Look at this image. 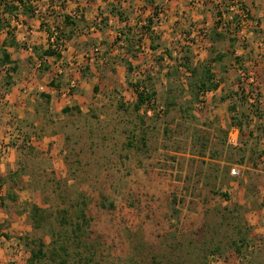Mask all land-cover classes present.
Here are the masks:
<instances>
[{"label":"rangeland","instance_id":"obj_1","mask_svg":"<svg viewBox=\"0 0 264 264\" xmlns=\"http://www.w3.org/2000/svg\"><path fill=\"white\" fill-rule=\"evenodd\" d=\"M243 5L250 14L247 38L237 39L235 32L220 29L223 37L202 51L208 52L205 59L226 55L213 66L225 89L215 93L216 103L212 96L204 97V105L190 103L189 73L179 68L176 56L160 61L159 54L151 56L137 48L143 58L134 61L133 72L127 70L125 59H118L120 67L113 69L115 56L108 53L107 27L100 35L108 40L93 46L111 60L103 70L91 51L88 58L68 60L66 54L53 63L24 55L11 88L5 80L1 85L5 73L0 71V105L14 102L13 86L27 102L15 114L24 120L11 124L2 140L3 148L12 145L10 151L2 148L6 159L19 151L12 158L16 161L7 162V171L18 172L24 186L14 189L19 203H9L13 214L9 222L18 227L9 235L17 243L16 248L11 245L18 256L15 261L26 264L31 256L26 241L41 237L49 264L55 263L53 248L63 243L69 252L68 258L64 256L66 264H82L81 259L85 263L88 257H92L89 264H264V243L253 236L249 222L253 209L264 207V23L259 12L248 10L245 1ZM219 6L221 15L227 12L224 4ZM217 14L213 11L214 25L208 26L207 39L219 34L214 28L222 16ZM119 42L113 43L115 49L122 48ZM182 45L178 42L169 54ZM44 64L55 70L62 67L63 76L57 72L52 76ZM53 77L68 93L59 101L72 105L69 113L60 109L59 102L49 105L40 99L38 87L50 86ZM145 78L151 80L166 109L161 115L147 116L146 108L134 109L132 83ZM71 79L77 80V87H70ZM81 80L89 93L82 99L75 98ZM242 85L256 88L258 101L254 107L249 100L254 94L239 101L237 112L245 123L240 129L231 125L229 105L238 102L235 92ZM93 86L99 90L92 96ZM222 96L227 101H221ZM170 101L175 105L170 107ZM12 110L7 108V113ZM236 135L239 145L233 146L229 139ZM259 153V166H254L251 157ZM242 157L244 162L239 161ZM233 167H239V175L231 173ZM34 203L48 215L47 223L38 229L29 217L28 205ZM82 211L86 217H81ZM61 220L66 221L61 224ZM77 222L82 230L72 241Z\"/></svg>","mask_w":264,"mask_h":264},{"label":"crops","instance_id":"obj_2","mask_svg":"<svg viewBox=\"0 0 264 264\" xmlns=\"http://www.w3.org/2000/svg\"><path fill=\"white\" fill-rule=\"evenodd\" d=\"M244 1L246 2L248 10L255 13L259 12L258 15L262 17L260 21L264 23L263 1ZM228 2L229 0H31L30 4L33 7L32 16L23 13L22 10L16 11L17 15H12L9 12L3 13L2 6L0 8V16L10 21L12 25L11 27L14 28L13 35L16 37L17 45L8 46L7 49L11 54V58L17 61L19 66L21 65L20 59H22L24 55H27V57L32 60L35 58L38 60H44L45 57L41 58L39 53H41L42 50L47 49L51 43L53 44V42L56 41V38H54L53 35L55 31H59L61 34L65 35L63 37L65 39L63 46L54 45V47L57 48V51L61 53V59L66 54L68 56V60L88 58L90 52L93 51L94 45L103 40H108V37L104 38L103 35H100L105 33V29L108 28V33L111 34V54L115 56L114 59H129L132 67L135 68L136 63L134 61L136 59L143 58L141 57V53L143 52H136L137 48H144L145 52L149 51L151 53V56L159 54V56L164 58L163 61L168 60V58H171L172 56H176L178 59H181L184 49H188L191 52V49H193L195 55L199 53V55H193L192 61L195 62V64L207 61L209 57L207 59L205 58L208 56L206 54L208 52L203 54L202 51H197L194 45L187 41L184 42L182 38L179 37V34L184 30L190 32L193 28L200 26H209L211 28L214 25V19H212L214 18L213 11H215V13L217 12L219 16H221L219 7H223V5H219L224 4V7L228 10ZM160 8H165L167 12V16L161 21L155 19ZM75 9L80 11V16L73 18L74 24L72 25L67 22L66 16L71 15V12ZM101 17H104L103 20L106 22V26H104L105 28L102 30L99 29L100 31H98V29L97 31H94V24H96L97 19ZM143 18H148L152 21L151 32L145 37L141 33L142 28L140 24V21ZM110 20L112 21L111 25H109ZM109 29L111 30L109 31ZM91 31L92 33H89ZM217 31L219 34L222 33L220 27L217 28ZM118 33L121 34V36H119L121 38L119 40V44L122 43V48L118 46V48L115 49L113 43ZM7 35L8 33L6 30L1 32L0 46ZM93 36H96L95 39H93ZM217 38L220 39L221 37L217 36L216 38H212L211 36L207 39V46L211 48L215 43H217ZM178 42L181 45L183 44L182 47L174 50V55H172L171 52L169 54V49L171 50ZM151 44H153L156 48L151 47ZM132 52H135L136 55L133 56L131 54ZM198 56L199 58H202L200 61H198ZM60 58L56 56L47 57L49 63H53V61L58 62L61 60ZM114 61H112L114 64L113 69L116 70V68H119L120 66L118 61ZM61 69L62 67H59L55 70V68L51 66L49 71H51L52 76L55 75V72H57L62 77L63 75H61L62 73L60 72ZM0 71L2 74L5 73L1 78V85H4V80H6V71ZM213 72L216 73L214 67ZM216 74V81H218L219 75L218 73ZM86 78L87 76H84L83 80ZM14 79L15 77H13V80ZM53 80L58 82L55 77L52 78V81ZM83 80H81L82 84L79 85V96L75 95V98L80 97L82 99V97H86L85 95L89 94L86 89L88 85L85 84ZM11 85L14 84L12 83ZM11 85L9 88H11ZM43 86H45L46 89L43 93H47L49 98L44 97L41 94L42 92H40V99H45L49 105L52 104V102L55 103L56 106L60 103V109L62 111L66 107L72 106L69 103L61 105L62 103L59 100L63 101L62 97H66L62 94V88L58 89L51 85L47 86V84ZM51 87L55 90H50ZM12 90L14 102L8 105H0L1 175L8 172L7 168L9 165L7 162H9V160L10 162H12L11 160L16 161V159L12 158L15 155L14 153L16 152L17 154L18 151L14 150L7 159L4 155H2V148L4 145V141L2 140L6 137L4 135L5 131L9 126H11V124L12 126L15 125V123L20 125L19 121H23L24 119H18L22 115L19 114L18 117H15V114L16 112L20 113V109L27 106V102H22V97L19 95L17 96V89H15L14 86L12 87ZM224 90V83L221 82L220 87L217 90L208 91L206 96H212V102L216 103L218 100L216 97L218 95L216 94L220 91L223 92ZM94 92L95 86L91 88L90 94L93 96ZM9 105H12L10 106L13 109L11 113H7V108H10ZM78 106L82 108L81 103L78 104ZM15 149L17 148L15 147ZM45 149H47V147ZM7 186L8 185L6 184L0 186V264H9L10 262L18 259L17 254H15L13 250L14 248L11 247V245H14L16 248L17 243L12 242L13 238L9 237V235H13L18 230L15 223L9 222V220L13 218V214L10 213L9 209V203L11 201L8 199L5 200V203L8 204L7 209L1 206V197L6 195L8 190ZM17 203H19V201ZM251 215L252 217L249 219V222L252 224L251 226H253V236L257 235V237L264 243V207L261 206V208L253 209Z\"/></svg>","mask_w":264,"mask_h":264},{"label":"trees","instance_id":"obj_3","mask_svg":"<svg viewBox=\"0 0 264 264\" xmlns=\"http://www.w3.org/2000/svg\"><path fill=\"white\" fill-rule=\"evenodd\" d=\"M31 0H0V8L1 6L3 7V13L5 12H9L12 15H17L16 11L22 10L23 13L28 14L29 16L33 15V7L30 4ZM40 1V0H37ZM158 14V13H157ZM73 18H75L72 15H67L66 16V20L69 24H74ZM106 23V22H105ZM149 23L150 25L152 24V21L149 19ZM221 22L219 21L217 23V27H220ZM11 22L4 19L3 17L0 16V35L1 32L3 30H6L8 35L7 37L2 41L1 46H0V70H5L6 71V84L7 85H11L12 84V80L14 77V74H16L19 69L20 66L18 64L17 61L13 60L11 58V54L8 51L7 47L8 46H16L17 45V41H16V37L13 35V30L14 28L11 27ZM99 29H102L99 28ZM217 30V28H215ZM240 28H238L236 30V38L238 39V35L237 32L240 31ZM224 33H229V29L228 28H224L223 29ZM222 31V32H223ZM151 32V26H148L147 29V33L149 34ZM55 34V33H54ZM53 34V35H54ZM123 34V33H122ZM13 35V36H12ZM218 37H223V35L221 34H216ZM65 35L61 34V32L59 33L58 36H56V41L53 42V44L51 43L50 46L45 49L42 50L41 53H39V56L41 58L43 57H48V56H56L58 58L61 57V53L59 51H57V48L54 47V45L56 46H63V42H61V38H63ZM121 38L119 36L116 37V39L114 40V44H118L119 40ZM115 46V45H114ZM151 47L156 48L153 44H151ZM114 48V47H113ZM108 53L111 52V45L110 48H108ZM132 55H136L135 52L131 53ZM224 54H220L218 53L216 55V57H211L209 58L207 61L204 62H199L197 64H195L192 61V57H191V51L188 49H184L183 50V54L181 59H179L180 65L179 68H184L188 73V79L190 80L188 83V91L191 95V99H190V103L194 104L196 102H199L200 104L206 103V100L204 99V97L206 96V93L208 91L211 90H217L220 87V84L222 81V79H218V81H216L217 78V74L215 72H213V64L215 62H218L220 60H222L224 58ZM100 58H102V60L100 61H96V64H98L99 67H102L101 69L103 70L104 67H106L109 63H111L110 58L108 57V55H101ZM45 59V58H44ZM115 60V59H114ZM158 60H164V58L162 56L158 57ZM44 61V60H41ZM117 60H115L114 62H116ZM125 61H127L126 65H127V70L129 72H133V67L132 64L130 63V61H128V59H125ZM104 64V65H103ZM43 68L45 69H49L50 67H48L47 64L43 65ZM180 70V69H179ZM178 69H176V72H181ZM173 72H171L170 70L168 71V74H172ZM150 78V77H149ZM51 86H54L58 89L62 88V86L59 83H56L55 80L51 81ZM132 86L134 87V93L136 95V102L134 103V109L138 112L140 111L142 108H146L148 106H150V108H152L153 110V115H161V113H164L165 110L163 109V111H158V107L159 106H163V104L161 105L157 99V92L156 90L152 87L151 84V80L145 78L144 80H140V81H136L135 83H132ZM247 87L246 86H241L236 92V96L239 97L238 102L235 103H231V105H229V111L231 113V125H235L238 126L240 129L243 128L244 126V119L241 118L239 116V112L238 111V105H239V101L241 99H245L248 100V94H253L254 89L252 90V88L250 89L251 92L247 93L246 91ZM99 88L97 86H95V91H98ZM44 97L49 98V95L47 93H41ZM152 99H155L156 102L152 104ZM228 97L227 96H222L220 98L221 101H227ZM256 101H258V99H255V102L252 103L254 105V107H256L257 103ZM176 101H170L169 105L170 107H172L173 105H175ZM73 109L71 107H66L63 112L64 113H69L71 112ZM77 110H79L77 108ZM147 116H149L147 113H145ZM21 129V127H19ZM199 138V137H198ZM143 141H145V138H142ZM196 139V137H195ZM131 143V142H129ZM204 144V143H203ZM206 144V143H205ZM204 144V145H205ZM206 146V145H205ZM32 150V148H30ZM261 157V153H259L258 157H251V159L253 160V165L254 166H259L258 165V160H260L259 158ZM240 162H244L245 158L242 157L240 160ZM19 177V173L18 172H7L6 174H0V186L6 184L8 185V190L5 196L1 197V206L5 207L7 209L8 204L5 203V200L8 199L11 202L17 203L19 201V196L17 193L14 192L15 188H20L22 189L24 186L22 185V181L20 180ZM176 200V198H175ZM103 206H106V203H103ZM108 206L113 207V203H109ZM29 208V217L32 221L31 225L33 226V228L38 229L41 228L43 225H45L47 223L48 220V215H47V210L44 209L43 207L39 206L38 204H31L28 205ZM86 217L85 213L82 211L81 212V217ZM66 220H61L60 223L64 224ZM82 228V224L80 222H77V224L75 225V229H73L74 234H76L75 236H73L72 241H75L76 239L78 240L79 238V234L76 233V231L81 232ZM50 231H52L53 233V229L50 228ZM54 242V241H53ZM57 241L54 242V244ZM243 241H241V245L243 246ZM26 246L28 248V250L30 251L31 256L29 257V259L27 260L26 264H49L46 261V257L48 256L47 250H46V243L44 242V239L39 237V238H30L29 240L26 241ZM237 246L236 249L238 251V253H241V246ZM52 261H55L54 264H66L67 258L69 256V252H68V248L67 245L60 244L59 247H54L52 250ZM64 256H67V258H65ZM61 257V261L57 262V259ZM92 257H88L85 259V263L84 261L81 262L82 264H89V262L91 261ZM9 264H21L17 261H12ZM74 264H80V263H76L74 262ZM201 264H209L208 262H204Z\"/></svg>","mask_w":264,"mask_h":264},{"label":"built area","instance_id":"obj_4","mask_svg":"<svg viewBox=\"0 0 264 264\" xmlns=\"http://www.w3.org/2000/svg\"><path fill=\"white\" fill-rule=\"evenodd\" d=\"M227 4H228L227 12H223V14L221 15L222 17L220 18V22H221L220 29L222 30L224 28H228L230 33L231 32L234 33V32H236V30L238 28H240L239 29L240 31L237 32V35L239 36V38L241 40H245L247 38L246 27L250 23L249 22L250 14L247 11V9H245V7L243 5L244 0H229V3H227ZM157 13L158 14L156 15L155 19L159 20V21H161L162 19H164L167 16V12H166L165 8H160ZM71 15L74 17H79L80 11L75 9L71 12ZM111 23H112V21L110 20L109 25H111ZM140 24H141V28H142L141 33L145 37L148 35V33H147L148 26H151L149 23V19L143 18L140 21ZM103 25H105V21L103 20V18H98L96 24H94V28L96 26L102 27ZM59 33H60L59 31H55L54 38H56V36H58ZM208 34H209L208 27L207 26H200V27L193 28L190 32L189 31H182L181 32V38H183L185 41H187L190 44L197 47L199 51H203L206 48V40H207ZM119 36H121V34ZM64 40H65L64 38H61V42H64ZM142 45H143V43H142ZM100 52H101V48L99 46H95L93 48V53H94V56L96 58V61L102 60V58H100V55H99ZM92 58H94V57H91V59ZM46 59H47V57H45L44 60H46ZM60 72L63 73V70L61 69ZM253 81H254V79L252 78L251 82H253ZM77 86H78L77 80L71 79L70 80V87L74 88ZM38 90L40 92H44L46 89H45V86L41 85L38 87ZM249 90L250 89H248V88L246 89L247 92H249ZM254 90H255L253 92L254 95L249 96V100L251 101V103L255 102V99H256L255 96H256V93H258V90L256 88H254ZM25 91H28V89H25ZM62 94L66 96L68 93L65 91ZM151 102L153 104L156 102V100L152 99ZM201 105H203V104H201ZM163 109H164L163 106L158 107V111H163ZM146 113L149 116L152 115L153 110H152V108H150V106L147 107ZM229 141L233 146L239 145V139H238L237 135L233 136V137L231 136ZM11 147H12V145L11 146L7 145L3 149L10 151ZM231 173L233 175H239L240 174L239 167H233L231 169Z\"/></svg>","mask_w":264,"mask_h":264}]
</instances>
